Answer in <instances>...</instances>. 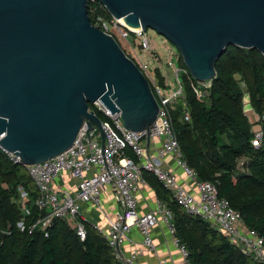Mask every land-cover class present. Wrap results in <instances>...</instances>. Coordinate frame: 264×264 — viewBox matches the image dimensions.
I'll list each match as a JSON object with an SVG mask.
<instances>
[{"label":"water","instance_id":"95a60500","mask_svg":"<svg viewBox=\"0 0 264 264\" xmlns=\"http://www.w3.org/2000/svg\"><path fill=\"white\" fill-rule=\"evenodd\" d=\"M90 1L167 40L198 82L215 78L227 47L264 55V0H0V147L22 167L67 150L84 123L103 140L95 102L130 132H148L157 119L147 79L93 25Z\"/></svg>","mask_w":264,"mask_h":264},{"label":"trees","instance_id":"16d2710c","mask_svg":"<svg viewBox=\"0 0 264 264\" xmlns=\"http://www.w3.org/2000/svg\"><path fill=\"white\" fill-rule=\"evenodd\" d=\"M96 15L111 18L99 2L90 1L92 23ZM176 65L186 69L179 53ZM215 72L205 93L208 99L196 95L193 86L197 82L188 71L182 75L179 99L185 103L190 121H184L182 108L172 107L173 128L183 160L197 179L214 183L219 197L226 199L241 215L243 224L264 240V56L256 50L230 46L216 62ZM157 77L164 86V77L159 72ZM245 95L259 116L262 140L258 148L251 143L254 130L245 115ZM125 153L136 161L130 149ZM146 176L156 186L158 201L172 215L175 236L187 248L189 264H261L240 253L202 219L185 214L156 178L143 172L144 180ZM36 198L25 167L14 164L0 150V264H120L90 223L85 222L84 241L65 220H54L49 228L36 227L29 233L44 214L36 207ZM23 207L29 215L24 214ZM20 222L23 231L17 226Z\"/></svg>","mask_w":264,"mask_h":264},{"label":"built area","instance_id":"2783aa9c","mask_svg":"<svg viewBox=\"0 0 264 264\" xmlns=\"http://www.w3.org/2000/svg\"><path fill=\"white\" fill-rule=\"evenodd\" d=\"M93 25L117 42H127L128 50L120 46L147 79L158 105L157 119L148 132H130L123 127L119 114H110L100 102H95L90 110L104 118L101 120L103 140L96 127L89 130L84 123L73 146L43 163L25 166L37 192L35 205L40 212L44 211L30 227L29 233L36 227L49 228L54 220H65L75 230L80 241H84L86 227L81 208L85 205L98 213L99 221L90 225L101 234L120 264H141L140 250L131 249L127 255L121 250L124 243L130 242L131 228L137 229L142 237V245L146 249H152V229L159 222L165 226L171 237L181 258L180 264H189L187 248L177 240L172 215L165 205L157 201L155 210L143 215L137 211L136 192L138 186L144 183L142 173L147 172L170 193L173 201L185 214L202 219L224 235L244 256L264 264L263 238L243 224L241 215L232 209L226 199L219 197L214 183L199 181L196 173L183 160L173 128L171 109L174 102L182 97V75L188 71L187 68L178 67L172 60L168 61L167 68L172 71L174 85L168 82L170 88L165 89L159 84L155 70L145 58L150 51V40L146 31H132L119 20L113 17L107 19L103 15H96ZM130 38L139 40L141 53H135L131 49ZM196 82V87L192 85L193 90L198 97H203L202 91L210 89L212 81ZM200 85L204 86L203 90L199 89ZM153 139L161 141L156 156L148 154L147 145ZM261 140V130H254L252 145L258 148ZM127 149L132 151L136 161L126 155ZM0 150L14 164H20V158L14 153L1 147ZM166 157L173 158L175 167L182 171L191 190H187L180 183L173 171L164 167ZM65 175L78 183L74 187L59 191L53 186L54 182ZM24 196L21 193V198ZM107 201L117 208L113 215L105 209ZM23 210L25 215H29L24 207ZM17 226L20 231L24 230L22 222Z\"/></svg>","mask_w":264,"mask_h":264},{"label":"crops","instance_id":"0c3cea01","mask_svg":"<svg viewBox=\"0 0 264 264\" xmlns=\"http://www.w3.org/2000/svg\"><path fill=\"white\" fill-rule=\"evenodd\" d=\"M150 45L151 52H147L148 54L145 56L146 60L151 63V66L157 73L159 72L164 79H166V83L164 84L165 89H169L168 82L174 85V79L172 76V71L167 68V62L171 61L173 58V62L177 63L178 53L172 49L168 43H165L161 38H158L154 35L150 36ZM176 57V58H175ZM166 63V64H165ZM170 73V75H169ZM245 98V115L248 118L251 125H253V130L257 131L260 129L259 116L254 113V111L249 106V102H247ZM161 141L159 139L149 140L148 146V154L152 156H156V153L160 147ZM164 167L168 170L173 171L180 183H182L187 190H191L190 185L187 183L182 171L175 167L173 158L166 157L163 163ZM77 180L70 178L68 175L60 177L54 182V187L57 190H65L67 187H74L77 184ZM156 186H154V182L152 180H147V176L145 177L144 183H141L138 186L136 192L137 199V211L140 215L146 214L152 210H155L156 203L158 201V193L156 192ZM105 209L107 213L113 215L116 213V206L107 201L105 204ZM81 215L85 222L87 223H97L99 221L98 213L90 210L87 206L83 205L81 208ZM152 240H153V248L146 249L142 245V237L138 233L135 227H132L129 233L130 242H126L121 246V250L127 255L131 249H138L141 251V255L139 256V261L141 264H180L181 258L172 244L171 237L167 233L165 226L159 222L152 229ZM164 261V263H161Z\"/></svg>","mask_w":264,"mask_h":264},{"label":"rangeland","instance_id":"374dc122","mask_svg":"<svg viewBox=\"0 0 264 264\" xmlns=\"http://www.w3.org/2000/svg\"><path fill=\"white\" fill-rule=\"evenodd\" d=\"M147 32V36H148V38H149V40H150V36L151 35H154V36H156V37H158V38H161L160 36H158L155 32H153V31H151V30H147L146 31ZM130 40V47H131V49L135 52V53H137V52H139V53H141V48H140V44H139V40L138 39H133V38H130L129 39ZM161 40H163L165 43H168L169 44V46L172 48V49H174V51H176V53H178V51L167 41V40H165L164 38H161ZM120 42V45L122 46V48H124V49H127L128 50V44H127V42H125L124 40H121V41H119ZM150 43H151V41H150ZM152 50H151V45H150V52H151ZM176 58V57H175ZM171 60H173V58L171 59ZM166 64V63H165ZM169 75H170V73H169ZM240 86V85H239ZM200 88V90H203V88H204V86H202V85H200L199 86ZM241 89L243 90V93L244 94H246V89H245V86H244V84H242L241 86ZM202 93H204V95H205V97L207 98V96H206V91H202ZM205 98V99H206ZM245 98H247V95H245V97H243V99H244V101H243V103L245 104ZM208 99V98H207ZM206 99V100H207ZM247 100V102H249L248 101V98L246 99ZM177 107H180V108H182V110H183V119H184V121L185 122H189L190 121V117H189V114H188V110H187V107H186V105H185V103L183 102V100L182 99H179L178 101H176L175 102V104H174V106H173V110H175ZM244 109H245V107H244ZM255 113V112H254ZM256 114V113H255Z\"/></svg>","mask_w":264,"mask_h":264},{"label":"bare ground","instance_id":"6f19581e","mask_svg":"<svg viewBox=\"0 0 264 264\" xmlns=\"http://www.w3.org/2000/svg\"><path fill=\"white\" fill-rule=\"evenodd\" d=\"M119 21H120V23H121L122 25L128 27V28L131 29L132 31H139V30H140V28H132V27L127 26L123 19H120Z\"/></svg>","mask_w":264,"mask_h":264}]
</instances>
